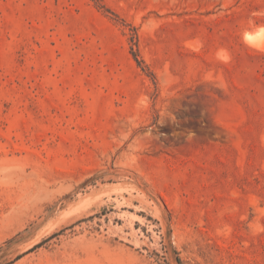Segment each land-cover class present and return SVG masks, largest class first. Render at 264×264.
I'll use <instances>...</instances> for the list:
<instances>
[{"label":"rangeland","instance_id":"374dc122","mask_svg":"<svg viewBox=\"0 0 264 264\" xmlns=\"http://www.w3.org/2000/svg\"><path fill=\"white\" fill-rule=\"evenodd\" d=\"M263 26L264 0H0V264H264Z\"/></svg>","mask_w":264,"mask_h":264},{"label":"bare ground","instance_id":"6f19581e","mask_svg":"<svg viewBox=\"0 0 264 264\" xmlns=\"http://www.w3.org/2000/svg\"><path fill=\"white\" fill-rule=\"evenodd\" d=\"M257 35H259V36H261L263 39H262V41L264 40V26L263 27H260L258 30H257ZM253 36H256V34L254 35L253 34ZM252 37V36H251ZM260 38V37H259ZM256 39V38H255ZM256 40H258V39H256ZM262 41H261V43H262ZM258 42H260V39L258 40ZM264 42V41H263ZM263 45V46H262ZM262 47L264 48V44L262 43Z\"/></svg>","mask_w":264,"mask_h":264}]
</instances>
